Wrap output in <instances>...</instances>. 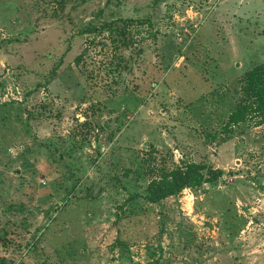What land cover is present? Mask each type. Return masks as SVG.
<instances>
[{"label": "rangeland", "instance_id": "1", "mask_svg": "<svg viewBox=\"0 0 264 264\" xmlns=\"http://www.w3.org/2000/svg\"><path fill=\"white\" fill-rule=\"evenodd\" d=\"M261 64L264 0H0V264H264ZM194 164L224 175L148 200Z\"/></svg>", "mask_w": 264, "mask_h": 264}, {"label": "trees", "instance_id": "2", "mask_svg": "<svg viewBox=\"0 0 264 264\" xmlns=\"http://www.w3.org/2000/svg\"><path fill=\"white\" fill-rule=\"evenodd\" d=\"M128 20H115L106 23L103 29L107 32L114 47H130ZM92 31V30H87ZM90 33V32H89ZM241 100L231 115L232 125L246 123L250 118L256 117L257 124L264 123V64L245 73L241 79ZM224 175L220 169H214L207 164H194L188 167H177L164 176L160 183H154L149 189L148 200L154 203L161 202L175 196L185 189L201 186L219 180ZM169 178H171L169 180Z\"/></svg>", "mask_w": 264, "mask_h": 264}, {"label": "water", "instance_id": "3", "mask_svg": "<svg viewBox=\"0 0 264 264\" xmlns=\"http://www.w3.org/2000/svg\"><path fill=\"white\" fill-rule=\"evenodd\" d=\"M206 226H208V227L211 228V229L213 228V226H212L211 224H209V223L206 224Z\"/></svg>", "mask_w": 264, "mask_h": 264}, {"label": "bare ground", "instance_id": "4", "mask_svg": "<svg viewBox=\"0 0 264 264\" xmlns=\"http://www.w3.org/2000/svg\"><path fill=\"white\" fill-rule=\"evenodd\" d=\"M191 207V205L189 206V208ZM192 208V207H191Z\"/></svg>", "mask_w": 264, "mask_h": 264}]
</instances>
